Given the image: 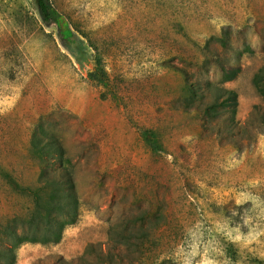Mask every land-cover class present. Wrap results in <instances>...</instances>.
Masks as SVG:
<instances>
[{
    "label": "rangeland",
    "instance_id": "rangeland-1",
    "mask_svg": "<svg viewBox=\"0 0 264 264\" xmlns=\"http://www.w3.org/2000/svg\"><path fill=\"white\" fill-rule=\"evenodd\" d=\"M50 2L70 40L34 0H0V226L32 209L19 189L43 166L35 130L62 142L79 217L59 244L15 250L14 264H82L89 245L85 264H264V118L229 144L222 116L194 110L210 99L188 89L234 91L241 128L254 107L264 114L253 84L264 0Z\"/></svg>",
    "mask_w": 264,
    "mask_h": 264
},
{
    "label": "trees",
    "instance_id": "trees-1",
    "mask_svg": "<svg viewBox=\"0 0 264 264\" xmlns=\"http://www.w3.org/2000/svg\"><path fill=\"white\" fill-rule=\"evenodd\" d=\"M34 3L41 20L45 24L55 25L60 36L70 40L72 33L61 15L52 7L50 0H34ZM212 56H216V54H212ZM95 73H91L89 76L93 81L100 83L105 75L101 71L99 76ZM238 73L239 69L236 66L235 70L231 69L226 73L224 82L234 80ZM253 84L264 99V66L254 78ZM194 85L192 83L188 85L191 98L203 99L202 96H205L210 99L205 102L202 109L194 110L210 120L217 121L222 116L221 123L224 126L217 129L216 133L221 138L225 136V139H230L229 144L235 145L231 138L241 134L243 130H247V127H252L250 122H254L257 116H260L261 120L264 118L260 108L254 107L244 128H241L235 122L237 95L234 91L223 88L219 83L214 84L208 81ZM31 146L41 156L43 166L39 171L37 186L34 189H19L22 194L28 195L31 199L32 209L30 212L24 217L12 219L4 226H0V245H4L0 249V258L6 262L5 264L15 263V250L23 245L54 246L59 244L65 230L75 225L79 217L80 203L77 187L69 169L67 153L62 142L56 137L47 136L43 132L35 130L32 134ZM110 232L116 234L114 229H111ZM118 236L125 239L121 233ZM114 245L115 243H113ZM94 248L93 245L88 246L85 256L80 259L82 264L89 262L86 260L88 255L96 254ZM58 258L61 260L60 257ZM99 260L101 264L114 263V258L111 256L99 257Z\"/></svg>",
    "mask_w": 264,
    "mask_h": 264
}]
</instances>
